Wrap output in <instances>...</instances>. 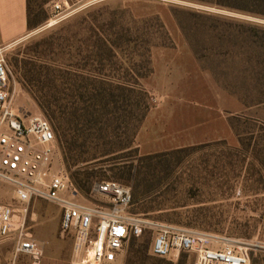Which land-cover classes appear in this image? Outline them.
Masks as SVG:
<instances>
[{"label": "rangeland", "instance_id": "obj_1", "mask_svg": "<svg viewBox=\"0 0 264 264\" xmlns=\"http://www.w3.org/2000/svg\"><path fill=\"white\" fill-rule=\"evenodd\" d=\"M56 1L32 0L31 7L51 17ZM66 1L71 8L56 24L49 26L48 20L14 43L0 41L15 105L43 115L32 97L48 93L67 111L84 109L90 115L86 132L102 129L114 148L133 137L128 161L168 154L162 184L135 202L131 213L205 232L223 243L259 239L264 223V51L254 52L241 35L238 45L233 33H224L222 40L213 30L221 24L217 18L184 11L264 21L183 0ZM182 149L179 158L170 154ZM53 168L65 171L59 148ZM106 177L133 193V186L112 172ZM14 197L13 187L0 180V204L16 203ZM59 211L44 201L28 207L26 231L43 246L40 264L70 263L73 236L61 233ZM142 235L150 239V248L155 231ZM128 246L113 264L125 263ZM249 253L251 264H264L263 251L252 248ZM184 254L186 264H194V254ZM180 256L165 261L177 264ZM0 264L32 261L16 256L13 243L6 242L0 244Z\"/></svg>", "mask_w": 264, "mask_h": 264}, {"label": "built area", "instance_id": "obj_2", "mask_svg": "<svg viewBox=\"0 0 264 264\" xmlns=\"http://www.w3.org/2000/svg\"><path fill=\"white\" fill-rule=\"evenodd\" d=\"M71 6L53 3L49 26L56 24ZM9 69L0 57V180L13 187V204H0V244L12 242L14 254L40 264L43 246L26 231L28 207L34 201L54 204L61 210V233L73 236L69 264H113L125 254L131 237L155 231L149 254L176 262L192 253L194 264H251L250 249L264 252V223L255 241L222 239L195 229L157 222L131 213V188L117 181L96 183L93 203L79 199L63 169L53 168L57 142L50 122L15 105L10 91Z\"/></svg>", "mask_w": 264, "mask_h": 264}, {"label": "trees", "instance_id": "obj_3", "mask_svg": "<svg viewBox=\"0 0 264 264\" xmlns=\"http://www.w3.org/2000/svg\"><path fill=\"white\" fill-rule=\"evenodd\" d=\"M183 1L264 21V0ZM31 3L32 0H26L28 33L46 24L50 18L41 17L38 12L35 13ZM184 12L202 18H217L221 24H216L213 30L220 33L218 36L220 39H225L226 32L233 33L236 34L234 42L238 45V38L241 35L245 37L244 42L253 46L254 52L258 49L264 51V24L206 11ZM172 16L185 31L178 12L172 10ZM41 74L40 72L39 77ZM32 98L39 111L50 122L66 174L73 188L82 196H91L96 183L113 181L106 177L107 171L133 186L132 205L162 184V174L167 171L169 165L163 156L168 154L145 155L136 162H130L126 158L132 154L133 137L128 143H119V146L114 148L113 143L110 142V136L101 133L102 129L90 131L95 138L86 132L85 124L90 115L84 112V109L67 111L62 101L52 100L48 93L40 95L39 98L38 95ZM184 153L185 150L182 149L170 154L179 158ZM138 238H130L124 264H168L165 259L155 258L149 254V238H145L144 235L141 239ZM177 264H186L184 253L181 254Z\"/></svg>", "mask_w": 264, "mask_h": 264}, {"label": "crops", "instance_id": "obj_4", "mask_svg": "<svg viewBox=\"0 0 264 264\" xmlns=\"http://www.w3.org/2000/svg\"><path fill=\"white\" fill-rule=\"evenodd\" d=\"M27 34L26 0H0L1 43L4 45L14 43Z\"/></svg>", "mask_w": 264, "mask_h": 264}]
</instances>
